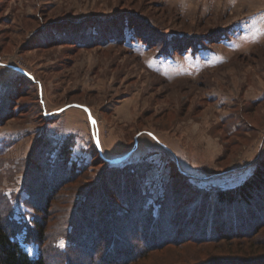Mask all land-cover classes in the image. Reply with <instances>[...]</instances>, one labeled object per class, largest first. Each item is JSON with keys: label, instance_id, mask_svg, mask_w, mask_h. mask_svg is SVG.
<instances>
[{"label": "rangeland", "instance_id": "1", "mask_svg": "<svg viewBox=\"0 0 264 264\" xmlns=\"http://www.w3.org/2000/svg\"><path fill=\"white\" fill-rule=\"evenodd\" d=\"M260 165L264 0H0V220L32 257L264 264V227L196 243L172 201L129 228L112 197L139 176L152 196L131 199L153 219L179 186L207 192L211 216ZM252 193L247 218L264 221V184Z\"/></svg>", "mask_w": 264, "mask_h": 264}, {"label": "trees", "instance_id": "2", "mask_svg": "<svg viewBox=\"0 0 264 264\" xmlns=\"http://www.w3.org/2000/svg\"><path fill=\"white\" fill-rule=\"evenodd\" d=\"M101 33H107L106 35H110L111 33L112 35L113 31L106 32L104 30L103 32L101 31ZM190 47H192L193 52H195L196 46L193 45ZM69 172L72 174L71 170H68V173ZM137 177H138L137 178L138 189L136 194L132 192L133 189L132 185L129 188H125L124 186H122L121 188H119V191L115 189L114 191L115 193L112 194V197L115 199V202H118V205L122 207L120 211L123 212L122 213L123 215H121L120 217H122L123 220H125L129 228H131L134 224L132 223L133 222L132 216H135L137 218L141 216L142 218H144V220L147 223H150V225H154V224H156V226L160 225L165 220V216H162V212H163L162 209L170 201H172L174 207L175 205H177L180 208L184 209L181 212L183 215V220L186 217L184 216L185 213H188L186 219L187 223L190 222V224L188 225V229L192 233H195V235L191 237V240H193V242L196 243H209L211 241H218L220 239L226 238L225 236L223 237V235H226L228 239L240 237L243 234L234 235V236H232L231 234H236L239 228L243 230L242 225L246 226V224L252 223L251 226H253L252 228L254 229L250 227L252 233L251 231L250 232L247 231L248 233L244 236H252L254 233H256V231H258L259 228L264 227V224H262L260 227L258 226L261 222H264L263 218H258L257 216L253 218L254 216L252 215H250V218H247L248 216L246 215V211L249 206L248 205L249 203L246 202L252 200V196H253L252 191L254 189H257L259 185L263 186L264 184V169L262 165H260V167L258 166V168L256 169V173L252 177V181H248L247 183H245L242 186V190L240 192L231 190L230 192L222 191L215 194V196H213L214 202L217 203V205L219 206H214V210L212 211L213 213L211 216L209 213V211L211 210L210 203L208 200L209 194L207 192L201 190L200 192H198L196 190L197 187L194 186L195 190L197 191L196 193L197 197H195L194 200L192 195L187 196L186 194H184V192H182V190L184 189H182V187L179 186L180 189L177 188L175 189V191H172V193H170L168 189H165L161 198H158L157 200L158 202L157 204L159 205V210H160L159 215L157 217L155 216V218L153 219L151 215L152 211L150 212L149 206L144 205L145 202H139L142 204L139 206L137 202L135 201L133 202L131 199L134 197L144 198L143 200L145 201L146 198H147L146 200H148V198L152 196L150 191L145 187L143 188V186L141 185V178H139V176ZM134 181L136 182V180ZM170 185L171 184L167 185V187H169ZM127 191L129 192V194H127ZM233 192L236 194L238 193L239 196H233L234 194L231 195V193ZM127 197L128 198L130 197L131 202L130 199L128 201L125 200V198L127 199ZM129 202L131 203V205ZM177 206L175 207L176 209ZM202 208H206V211L204 213L205 215L202 214L201 212ZM106 210H108V206L106 207L104 205L103 213H106L105 212ZM114 218H115L114 215L110 216L107 222L110 223L109 227L111 228L114 227V232H117L118 230ZM137 218L135 219L137 220ZM179 219L182 220V217H179ZM251 219L254 221H251ZM169 224L171 226L172 223L170 222ZM38 226L40 231L36 237L38 238V240L40 239V242H43L44 239L43 236L45 234L46 228L43 226V223L40 225L38 224L37 227ZM151 231L152 228L150 227L148 232ZM119 238L121 240V236H119ZM112 240H114V243L112 245L114 247L115 242H117L118 238L115 236L114 239ZM144 251L145 250H142L139 256L142 255L143 258L146 257L145 255L146 253ZM128 260L129 259H126L124 263L128 262ZM114 261L115 260L107 259L106 264H115ZM0 264H46V261L42 256L32 257L28 253V251L23 247L22 243L15 237L11 228L8 226L6 220H0ZM234 264H240V263L238 262Z\"/></svg>", "mask_w": 264, "mask_h": 264}]
</instances>
